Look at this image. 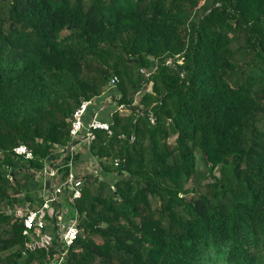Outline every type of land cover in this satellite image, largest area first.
<instances>
[{
	"label": "trees",
	"instance_id": "16d2710c",
	"mask_svg": "<svg viewBox=\"0 0 264 264\" xmlns=\"http://www.w3.org/2000/svg\"><path fill=\"white\" fill-rule=\"evenodd\" d=\"M112 76L59 264H264V0H0V264L57 256L2 205Z\"/></svg>",
	"mask_w": 264,
	"mask_h": 264
},
{
	"label": "built area",
	"instance_id": "2783aa9c",
	"mask_svg": "<svg viewBox=\"0 0 264 264\" xmlns=\"http://www.w3.org/2000/svg\"><path fill=\"white\" fill-rule=\"evenodd\" d=\"M141 71L146 75L149 74L144 70ZM116 82V76H112L102 94L95 99L81 101L73 112L69 125L70 142L65 146H57L50 160L52 165H50L49 161H46L37 173L42 178L43 190L40 194L42 200L38 206L28 209L24 214L23 234L29 235L35 230L44 228L46 215L51 216L54 213L59 216V211L53 212V206L61 203L65 190H69L71 200L80 197L85 176L87 174L91 175V172L77 176L73 170L76 155L82 153L85 156V160L97 168L98 172L93 175H97L100 179L103 178L102 167L99 165L98 159L91 153L90 146L95 138L94 131L96 129L107 130L108 133H111L109 121L101 119L100 113L108 107V109L125 110L123 104H117L115 101V97L118 96L116 94ZM150 119L153 121L151 117ZM14 152L25 159L32 157V151L24 144L14 147ZM114 164H117V160H114ZM62 166L68 167V173L63 177H61V170L59 169ZM45 182H47V186H45ZM76 224L77 220L75 217L72 218L69 224L61 225L62 229L60 230L59 238L63 248H66L75 239L78 233Z\"/></svg>",
	"mask_w": 264,
	"mask_h": 264
},
{
	"label": "rangeland",
	"instance_id": "374dc122",
	"mask_svg": "<svg viewBox=\"0 0 264 264\" xmlns=\"http://www.w3.org/2000/svg\"><path fill=\"white\" fill-rule=\"evenodd\" d=\"M105 86L106 85H104V87H103L104 89H103L102 93L105 90ZM109 105L111 106V104H109ZM121 112L126 113V112H128V110L125 109ZM169 140L172 141L173 137H170ZM75 164H76V162H75ZM201 165H202L201 161L198 159L197 160V166L201 167ZM75 172H76L77 176H81V175H84V174L91 172L92 176H95L96 178L100 179L97 175H93L94 173L98 172L97 168L93 167L92 164L88 163L87 161L84 163L77 162ZM63 173H64V171L61 170V172H60L61 177L64 176ZM31 188H32V191H30L29 194L31 195L32 200L34 201L33 205L36 207L41 202L39 197H40V194L42 193V190H43L42 178L40 176H38V175L35 176V183L31 184ZM19 196H22V194H20ZM186 196L188 197L189 195L187 194ZM69 199H70V192H69V190H65V195H64V198L61 199V203L53 206V212L59 211V216L54 215V213L51 216L46 215L44 218V221H45L44 228H42L41 230H35L34 232L27 235V237H28L27 243L28 244L34 243V244H38V245L50 246L51 243L55 242V245L57 246V249L59 250V252H57V256L50 259L49 264H59L60 259H61L60 255H59L60 250L62 248L61 242L59 239V233H60V230L62 229L61 225L62 224L67 225L72 220V218H71L72 214H71L69 206L67 204V200H69ZM2 208H3V210H5L6 213L13 212L19 217H24V214L31 207H28V204H26L25 202H20V203L8 204V205L3 204Z\"/></svg>",
	"mask_w": 264,
	"mask_h": 264
},
{
	"label": "crops",
	"instance_id": "0c3cea01",
	"mask_svg": "<svg viewBox=\"0 0 264 264\" xmlns=\"http://www.w3.org/2000/svg\"><path fill=\"white\" fill-rule=\"evenodd\" d=\"M108 111H110V110L108 109L107 112ZM100 115H102V116L105 117L106 116V111L101 112ZM75 162H76V164H77V162H80V163L86 162L85 156L82 153L77 155V159H75L74 164H73V170H74V172L76 171V164H75Z\"/></svg>",
	"mask_w": 264,
	"mask_h": 264
},
{
	"label": "water",
	"instance_id": "95a60500",
	"mask_svg": "<svg viewBox=\"0 0 264 264\" xmlns=\"http://www.w3.org/2000/svg\"><path fill=\"white\" fill-rule=\"evenodd\" d=\"M176 68H178L179 71H181V68H179L178 66H176ZM45 186H47V182H45Z\"/></svg>",
	"mask_w": 264,
	"mask_h": 264
}]
</instances>
